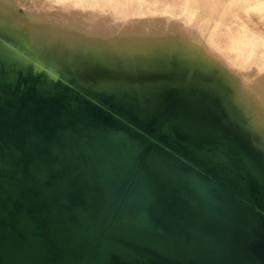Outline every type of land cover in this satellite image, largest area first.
<instances>
[{
    "label": "water",
    "instance_id": "1",
    "mask_svg": "<svg viewBox=\"0 0 264 264\" xmlns=\"http://www.w3.org/2000/svg\"><path fill=\"white\" fill-rule=\"evenodd\" d=\"M66 83L0 82V264H264V167L237 137Z\"/></svg>",
    "mask_w": 264,
    "mask_h": 264
},
{
    "label": "bare ground",
    "instance_id": "2",
    "mask_svg": "<svg viewBox=\"0 0 264 264\" xmlns=\"http://www.w3.org/2000/svg\"><path fill=\"white\" fill-rule=\"evenodd\" d=\"M154 2L0 0V39L4 42L0 43V82L16 81L22 85L35 80L42 88L54 89L61 85L69 87L66 81L73 80L83 91L84 86L89 87L85 90L87 94L131 109L143 118L160 120L170 114V124L193 122L208 126L215 133L220 131L237 137L264 167V98L257 96L256 91L249 94L239 91L233 95L219 90H226L232 84L227 77L214 74L218 65L214 59L202 57L195 61L196 52L190 48L192 39L186 34L191 26L175 33L156 27V23L162 24L171 17H158V12L156 17L158 6ZM165 5L162 11H166ZM194 13L191 14L196 16ZM177 20L174 22L178 23ZM153 21L156 23L151 24ZM231 36L227 35L225 41L238 42L237 37L231 39ZM231 47L229 52L236 51ZM258 80L263 78L257 79V85ZM145 111L151 113L142 114Z\"/></svg>",
    "mask_w": 264,
    "mask_h": 264
},
{
    "label": "rangeland",
    "instance_id": "3",
    "mask_svg": "<svg viewBox=\"0 0 264 264\" xmlns=\"http://www.w3.org/2000/svg\"><path fill=\"white\" fill-rule=\"evenodd\" d=\"M153 1H156V2H154V5H155V3L158 4V2L159 3L161 2L158 5L156 4V7L158 6L157 7L158 9L155 10L156 17L159 14L160 16H158V17H164L167 19L169 17H171V19L163 22L162 24H157L155 21H153L154 23L152 22L151 24L156 23V25H155L156 27L162 28L164 30H167V31L173 32V33L179 32V31H184V29L188 30V29H190V27L189 28H187V27L191 26V29L188 30L187 32L185 30V32H186V34L189 33L187 35L192 39L191 40L192 42L190 43V48H191V50L193 49L196 52L194 55L195 61L201 60L202 57L203 58L209 57L211 59H214L218 63V65L216 64V66H215V69H214L215 73L214 74H216V75L219 74V75L223 76L224 78L227 77L226 79L230 82V84H232L231 86L227 87L226 90L221 89V88H219V90H222L225 93H226V91H228L230 94H233V95H238L239 91L244 93V94H249L250 92L256 91L255 93L257 96H262V98H264V3H263L264 0H222V1L221 0L220 1H218V0H203V3H202V0H201V2H200V0H187V1L183 0L184 3L182 2V0H179V1L178 0H176V1L175 0H172V1L171 0H153ZM162 3H163V5H165V3L168 4V5H165L164 8H166V7L168 8L169 5H172V4L173 5L169 6V8H170V9L168 8L169 10L166 8V11H164V10L162 11V8H163ZM180 3H183L185 5L180 4ZM200 3H202V4L200 5ZM204 3H206V4L208 3L207 7H206V4L204 5ZM179 4H180V8L177 7ZM175 5L177 8L173 7ZM202 5H204V8ZM231 6L232 7L234 6V7L232 8ZM152 7H154V6L152 5ZM181 7H182V9H181ZM175 8H176V10H175ZM222 8H223V10H222ZM172 9H173V12H171ZM183 9H184V12H182ZM201 9H202V12H201ZM179 10H181V11H179ZM187 10L189 11L188 12L189 14L195 12L194 14H196V16L193 14H191L190 16H187V15H189L186 12ZM215 10L218 14L215 13ZM168 11H170V12H168ZM157 12H158V14H157ZM166 12H168V13H166ZM175 12H177V13L180 12V15L182 13L183 16L178 15L179 13L178 14L176 13L177 14L176 15ZM226 12H227V14H226ZM172 13H174V14H172ZM184 14H185V17H184ZM197 14H199L201 16L200 17L198 15L199 19H197L198 18ZM205 14H207V15H205ZM228 14H229V16H228ZM174 16H176V17H174ZM181 17H184V18H181ZM186 17L191 18V20L187 19ZM234 17H236V18H234ZM173 18H174V20H173ZM179 18H181V20ZM209 18H210V20H209ZM175 19L176 20L178 19L177 20L178 23H181L183 21L180 24V26L183 24L184 27H183V25H182V27H180L178 25V23H175L176 22ZM183 19H185L186 21L187 20L188 21L190 20V21L187 22V25H185L186 21ZM196 19L199 22L198 21L196 22ZM237 19H238V21L240 20L239 23H237L238 22V21H236ZM208 20L210 21V24H209ZM234 21H236V22H234ZM214 22H215V24H214ZM188 23H190V25H188ZM198 23L203 24V26L201 24H198ZM207 23H208V25H207ZM211 24L214 26H212ZM235 24H236V28H238V31L242 30V31H240V37L238 36L239 32L235 28ZM194 25L197 28H195ZM219 25L222 28L219 27ZM238 25H241V26H238ZM178 26L180 28H178ZM166 27H167V29H166ZM181 28H183V29H181ZM233 29L236 31H233ZM228 31L231 32L232 36L230 35V32H228ZM232 32L233 33L236 32V34L238 32L237 36L236 35L234 36L235 33L233 34ZM227 35L229 37L231 36V39H235L237 37L236 40H238V42L232 41L229 37H227V38L230 39L232 43L228 42L229 40L225 41ZM241 39H244V40H241ZM221 40L223 42H221ZM239 40H240V42H239ZM1 41L2 40L0 39L1 44L4 43ZM216 42H218V44ZM224 42H225V44H224ZM235 42L239 43L236 45L237 46L240 45V48H236L237 46L235 44L232 45ZM241 42L243 43V45L241 44ZM229 44H231L232 47ZM241 45H242V47H241ZM180 47H182V45H180ZM230 47L232 49L236 50L234 52L232 50V52L234 53L233 56H235V54H236V58L235 57L233 58V56L231 55L233 53L229 52L231 49H228V48H230ZM233 47H235L236 49ZM237 49H240V50H238L239 55H237L238 53H236ZM181 50H182V52H185V49H181ZM186 51L189 52V50H186ZM226 52L228 54H226ZM226 55H228V57H226ZM221 59L223 60L222 62H221ZM221 67L225 68V69H222ZM229 77H230V79H229ZM258 78H263V80H258L259 84L257 85V79ZM234 79H236V80H234ZM234 121H237V119L234 118Z\"/></svg>",
    "mask_w": 264,
    "mask_h": 264
}]
</instances>
